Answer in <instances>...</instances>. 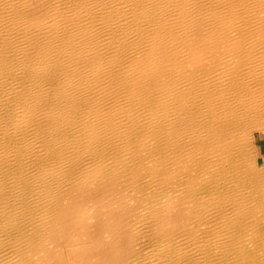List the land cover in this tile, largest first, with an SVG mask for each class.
<instances>
[{"label":"bare ground","instance_id":"obj_1","mask_svg":"<svg viewBox=\"0 0 264 264\" xmlns=\"http://www.w3.org/2000/svg\"><path fill=\"white\" fill-rule=\"evenodd\" d=\"M246 1L237 4L261 8ZM173 3L0 0V264H264V163L256 144L264 134V74L234 80L228 93L209 92L208 82L207 95L174 120L180 125L188 115L186 140L177 142L172 101L180 106L183 95L172 100ZM216 11L208 15L214 21ZM185 148H195L186 152L190 161L206 164L203 178L217 179L206 193L230 217L209 230L225 239L172 241V156ZM234 169L244 172L233 179L245 175L227 192L222 180ZM191 250L202 255L184 254Z\"/></svg>","mask_w":264,"mask_h":264},{"label":"rangeland","instance_id":"obj_2","mask_svg":"<svg viewBox=\"0 0 264 264\" xmlns=\"http://www.w3.org/2000/svg\"><path fill=\"white\" fill-rule=\"evenodd\" d=\"M174 3H173V8H176V10H178L175 15L178 16V19L177 21L172 18V100L173 98H177V95H178V92L180 93V95L182 96V101H179L181 102L182 104L180 106H178L177 104V101L175 102L174 100L172 101V109H175V110H172V138L175 137L174 134H178L176 135V140L177 142L179 141H184L186 140L185 136V132L187 133V130H188V125H184L185 122H187L186 120L188 119V115L186 116L187 119L184 120V122L181 125V131L179 132L180 129H178V127L180 125L178 124H175L174 120L178 118L179 116V112L180 111H184L185 109L184 108H188V106H195V104L197 103L196 101L199 100V98L202 96H204L206 93H203V92H207V89L209 87V85L211 86L210 88V91L209 92H212L215 91L216 93V89H218L219 91L217 92H224L226 93L227 91V88L229 87V85L231 86L234 85L233 81L234 80H239V83L243 82L245 79H248V77H256V76H259L258 73L260 75H262V73L264 74V0H257V3L258 5H260L261 8H258V7H254L253 4H247V5H243L242 4H237L239 2V0H234V1H231V0H221V2H219L220 0H208L210 2H208L207 0H198V1H195V0H192L190 2V0H172ZM212 1V2H211ZM224 1V2H223ZM226 1V2H225ZM231 1V2H230ZM246 1V0H245ZM251 0H247L246 2H250ZM205 2V3H203ZM208 2V4H207ZM228 2V3H227ZM234 2V3H233ZM178 3V4H176ZM182 3H186V4H189L190 6L188 5H185V4H182ZM191 3V4H190ZM211 5H210V4ZM214 3V4H213ZM217 3L218 5L216 6ZM237 5H236V4ZM182 4V5H181ZM204 4H206V6H204ZM223 4V5H222ZM232 7H231V5ZM235 4V6H233ZM181 5V6H179ZM197 5V6H196ZM202 5V6H201ZM210 5V6H209ZM213 5V7H211ZM215 5V6H214ZM221 7H220V6ZM252 5V6H251ZM186 6L193 9L191 11V9L189 10L186 9ZM193 6V8H192ZM199 6V7H198ZM205 9L208 8V10H205ZM209 6V7H208ZM225 6V7H224ZM229 6V8H228ZM247 6H250L248 7L247 9ZM185 10H184V8ZM195 7V9H194ZM211 7V8H210ZM216 7V8H215ZM220 7V8H219ZM231 7V8H230ZM241 9H240V8ZM246 7V9H245ZM254 7V8H253ZM178 8V9H177ZM183 8V9H182ZM198 8V9H197ZM204 10H203V9ZM217 9L216 13H218L216 16L217 18L219 17V20L217 21H214V14H213V10ZM219 8V9H218ZM224 8V9H223ZM236 11H235V9ZM181 9V11H180ZM200 9V10H199ZM213 9V10H212ZM221 9V10H220ZM228 9V10H227ZM233 11H231V10ZM196 10V11H195ZM242 10V11H241ZM195 11V12H194ZM228 11V12H227ZM232 15H231V13ZM242 13H241V12ZM245 11V12H244ZM251 11V12H250ZM256 11V12H255ZM198 12V13H197ZM236 12V13H235ZM190 13V14H189ZM192 13V14H191ZM195 13V15H194ZM197 13V14H196ZM204 13V15H202ZM228 15L229 13V16H227L226 14ZM250 13V14H249ZM180 14V16H179ZM183 14H186L185 16ZM201 14V15H200ZM210 14V15H209ZM249 14V15H248ZM182 15V16H181ZM190 15V16H188ZM197 15V16H196ZM207 17H206V16ZM212 15V17H209V16ZM231 15V16H230ZM237 15V16H236ZM200 16V17H199ZM241 16V17H240ZM251 16V17H249ZM191 20H189V18ZM194 19H193V18ZM205 17V18H203ZM225 21H223V18ZM231 18V20L228 19ZM240 17V18H238ZM247 17V18H246ZM249 17V18H248ZM181 18V19H180ZM183 18H185V20H183ZM188 18V19H187ZM211 19L209 21V19ZM234 18V22H235V25H234V22H233V19ZM236 18V19H235ZM242 18V19H241ZM193 19V20H192ZM202 19V21L200 20ZM240 19V20H238ZM252 19V20H250ZM182 20V21H181ZM200 20V21H199ZM205 20V21H204ZM208 22H207V21ZM196 21V22H195ZM220 21V22H218ZM227 21V22H226ZM177 22V24H176ZM183 22V23H180ZM191 22V23H189ZM199 22V23H198ZM201 22V23H200ZM205 22V23H204ZM211 22V23H210ZM221 22L224 24H221ZM229 22V25L227 24ZM174 23V24H173ZM189 23V24H187ZM193 23H195L196 25H194ZM207 23V24H206ZM209 23V24H208ZM214 23V24H212ZM238 23V24H237ZM190 24H193L194 26L191 25V28H190ZM199 24V25H198ZM201 24V25H200ZM212 24V25H210ZM216 24V25H215ZM176 25V27H174ZM180 27H178V26ZM181 25V26H180ZM184 25V26H183ZM203 25V26H202ZM204 25H206L207 27H205ZM209 25V26H208ZM221 25V26H219ZM237 25V26H236ZM183 26V27H182ZM189 26V27H188ZM196 26V28H195ZM200 26V29L199 27ZM225 26V27H224ZM230 28H228V27ZM232 26L234 29H232ZM241 26V27H240ZM250 26L252 28H250ZM174 27V28H173ZM186 27V28H185ZM207 29H205V28ZM214 27V28H213ZM237 27V28H236ZM183 28L184 31L186 30V32L183 31ZM197 30H195V29ZM216 28V29H215ZM222 28V29H221ZM240 28V29H238ZM246 32H245V29ZM194 29V30H193ZM202 29V30H201ZM224 29V30H223ZM255 29V30H254ZM176 30V31H175ZM188 30V31H187ZM191 30V31H189ZM206 30V31H205ZM211 30V31H210ZM252 30V31H251ZM175 31V32H174ZM179 31V32H178ZM183 31V32H182ZM202 31V32H201ZM209 31V32H208ZM229 31V32H228ZM174 32V33H173ZM178 34H177V33ZM190 32V33H189ZM208 32V33H207ZM210 32H215L214 35L212 36H215V37H212L210 36ZM203 33V34H202ZM227 33V34H226ZM229 33H232L229 35ZM176 36H175V35ZM184 34V35H183ZM186 34V35H185ZM190 34V35H189ZM205 34V35H204ZM178 35H182L181 37ZM174 36V37H173ZM191 36V37H190ZM239 36L241 38H239ZM176 37V38H175ZM248 37V38H247ZM200 38V39H199ZM254 38V39H253ZM252 39V40H251ZM260 39V41H259ZM262 39V40H261ZM232 40V41H231ZM250 40V41H249ZM257 40V41H255ZM228 41H231V42H228ZM248 41V42H247ZM255 41V42H253ZM262 41V43H261ZM174 42V43H173ZM182 42V43H181ZM246 42V43H245ZM261 44H260V43ZM197 43V44H196ZM257 43V44H256ZM179 44V45H178ZM182 44V45H181ZM249 44V45H248ZM256 44V45H255ZM176 45V46H175ZM201 45V47H200ZM247 45V46H246ZM259 45V46H258ZM261 45V46H260ZM252 46V47H251ZM255 46V47H254ZM258 46V47H257ZM188 47V48H187ZM243 47V48H242ZM248 47V49L246 48ZM197 48V49H196ZM242 48V49H241ZM185 49V50H183ZM240 49V50H239ZM183 50V51H181ZM186 52V53H185ZM235 52V54H234ZM241 52V53H240ZM246 55H243V53ZM258 52V53H257ZM260 52V53H259ZM182 53V55H181ZM184 53V54H183ZM240 55H239V54ZM250 53V54H248ZM253 55H252V54ZM256 53L258 56H256ZM178 54V55H177ZM196 54H199L202 56H204L205 58L207 57V61H203V64H201L199 61L197 62L194 57H196ZM228 54V55H227ZM248 54V55H247ZM184 55V56H183ZM186 55V56H185ZM188 55V56H187ZM232 55V56H231ZM234 55V56H233ZM242 55V56H241ZM191 56V57H190ZM224 56V57H223ZM230 58H227L229 57ZM245 58H244V57ZM253 56V57H252ZM255 56V57H254ZM193 57V58H192ZM252 57V58H251ZM261 57V58H259ZM263 57V58H262ZM182 58V60H181ZM201 58V57H200ZM240 58V59H239ZM251 58V59H250ZM253 58H255L254 61ZM211 59V60H210ZM214 60V62H212V60ZM224 59V60H222ZM227 59V60H226ZM241 59H244L241 62ZM261 59V60H260ZM195 60V61H193ZM221 61V62H218V61ZM232 60V61H231ZM246 60V61H245ZM253 60V61H252ZM218 63H217V62ZM248 61V62H247ZM262 62L261 64H263L262 66H258V62ZM176 62V64H175ZM229 62V63H228ZM231 62V64H230ZM255 63V64H250L249 63ZM223 63V64H221ZM245 63V64H244ZM247 63V65H246ZM178 64H184L182 65V67H179ZM212 64V65H211ZM239 64V65H237ZM257 64V65H256ZM174 65L176 67H174ZM249 65V66H248ZM187 68H186V67ZM222 66V68H221ZM230 66V70H229V67ZM233 68H232V67ZM248 66V67H246ZM252 68H251V67ZM235 67V68H234ZM262 67V68H261ZM174 68V69H173ZM183 68V69H182ZM220 68L221 70H224V71H220ZM224 68V69H223ZM227 68V70H226ZM251 68V69H250ZM254 68V69H253ZM259 68V70H258ZM240 69V70H239ZM248 69V70H247ZM263 69V70H262ZM201 70V71H200ZM205 70V72L203 73L202 71ZM219 70V71H218ZM251 70V71H250ZM256 70V71H255ZM175 71V72H174ZM178 71V73H176ZM182 71V72H181ZM217 71V73H216ZM228 71V72H227ZM233 71V72H232ZM245 71V72H244ZM249 71V72H248ZM258 71V72H257ZM261 71V72H260ZM234 75H232V73ZM256 72V73H255ZM176 73V74H175ZM214 73V74H213ZM244 73V74H243ZM247 73V74H246ZM255 73V74H254ZM175 74V75H174ZM185 74V75H184ZM222 74V75H221ZM224 74H226V76H224ZM241 74H242V78H241ZM183 75V77H182ZM190 75V76H189ZM199 75L201 78H204L203 81L201 78H199ZM207 75V76H206ZM230 75V76H229ZM256 75V76H255ZM179 76V77H178ZM193 76V78H192ZM218 76V77H217ZM236 76V77H235ZM245 76V77H244ZM191 77V78H190ZM194 77H197L198 79L194 78ZM212 77H213V80L215 82H212ZM220 77V78H219ZM225 77V78H224ZM187 78V79H186ZM233 78V79H232ZM244 78V79H243ZM176 79V80H175ZM206 79V80H205ZM209 79V80H208ZM217 79V80H216ZM242 79V80H241ZM250 79V78H249ZM188 82H187V81ZM192 80V81H191ZM200 80V81H199ZM224 82H223V81ZM197 81V84L195 83ZM206 81V82H205ZM211 81V82H210ZM217 81H220L218 84ZM222 81V82H221ZM226 81V82H225ZM228 81V82H227ZM232 81V82H231ZM190 82V83H189ZM203 82V83H202ZM209 82V83H208ZM195 83V85H194ZM201 83V84H200ZM205 83V84H204ZM209 85H208V84ZM212 83V84H210ZM224 83V84H223ZM231 83V84H230ZM190 84V85H189ZM216 84H218L216 86ZM224 86H222V85ZM227 84V87L225 86ZM203 86V88H205V90H202V87H199V86ZM176 86V87H175ZM187 86V87H186ZM189 86V87H188ZM192 86V87H191ZM197 86V88L195 87ZM183 87V88H182ZM180 88V90H179ZM192 88V89H191ZM194 88V89H193ZM196 88V89H195ZM199 88V90H197ZM181 89L183 90L181 92ZM189 89V91H188ZM201 90V91H200ZM235 90V89H234ZM176 91V92H175ZM186 93H185V92ZM191 91V93H190ZM189 92V94H187ZM198 92V93H197ZM199 92H201V94H199ZM197 93V94H195ZM208 93V92H207ZM228 93V92H227ZM176 94V96L174 97L173 95ZM186 94V95H184ZM191 94V95H190ZM207 95V94H206ZM205 95V96H206ZM198 96V97H196ZM204 96V97H205ZM232 97L234 95H231ZM231 97V98H232ZM188 98H191V99H188ZM178 99V100H180ZM188 99V100H186ZM189 101V102H188ZM191 102V103H190ZM188 103V104H187ZM174 104V105H173ZM177 104V105H176ZM190 104V105H189ZM182 107V108H181ZM178 125V126H177ZM177 126V127H175ZM174 127V129H173ZM183 127V128H182ZM186 127V128H185ZM186 129V130H185ZM175 130V131H174ZM181 135V136H180ZM178 137V138H177ZM177 144V143H176ZM257 144V147H258V153H259V157H260V163H264V134L260 135V139L257 140L256 142ZM240 146H238L239 148V152H242L244 150L243 146L246 145L247 146V143L242 141L240 144ZM173 146V144H172ZM195 149V148H194ZM193 149V150H194ZM192 149H188L185 148V149H181L179 151L181 152H177L176 154H174L172 152V170L175 169V171H172V241L176 240V243H183V244H186L185 247H189V244H194L193 242L195 241H198L199 242H202V241H209V240H212V241H215V240H219L220 238L221 239H225V237H220L217 235L216 237L212 234H214L216 231H219V229L223 228V222L221 219L222 217L225 215L226 218L230 217L227 215V213H222L221 211L218 210V208H216L215 206V203L214 205L212 204V201H209L210 200V197L212 194H207L208 193V187L209 186H212L214 184H216V180L217 179H214L213 176L211 178H209V175L206 177V178H203L206 176L205 173H202L203 170V167L206 165L204 163H202V161L199 159L196 161V163H193V160L195 159H192L190 161V158L191 157H194V156H191V157H188L186 155L190 154ZM195 153L196 152H201V148L197 147L195 149V151H193ZM201 150V151H200ZM183 151V153H182ZM188 154H187V153ZM237 154L238 151H236ZM248 154V150L246 151ZM245 152V153H246ZM180 153H182L181 156H179L178 158H176V156L180 155ZM184 154V155H183ZM175 156V160L173 157ZM249 156L251 157L250 161L247 160V164L249 163H252L253 162V158H254V155L253 154H249ZM186 158H189V161L188 159H185ZM197 157V156H196ZM182 158V160H181ZM185 159V161H184ZM174 160V161H173ZM181 160V161H180ZM252 161V162H251ZM201 162V163H200ZM181 163V165H180ZM179 164V165H178ZM183 165V167H181ZM186 164V165H185ZM188 164V165H187ZM190 164H193V166H191ZM195 164L196 167H195ZM202 164V165H201ZM175 166V167H174ZM202 168H201V167ZM177 167V168H176ZM185 167H188L190 168V172L189 174L190 175H187L184 168ZM191 167H195V168H191ZM198 167V168H197ZM214 171L216 172V169L213 168ZM179 170H182L181 172ZM184 170V171H183ZM241 169H234V170H231L230 172H228L230 175H227V173L225 174V178H227L226 180H222L223 181V187L228 185V184H232L234 183L235 181L238 182V178L242 176V178L240 179H243V175L245 174H237L236 175V179L234 178L233 179V175L236 173V172H244L243 170ZM236 171V172H235ZM174 172V173H173ZM185 172V174L183 173ZM182 173V174H181ZM194 173V174H193ZM200 173H202L200 175ZM250 173H254V171H250ZM177 175V176H176ZM184 175L187 177H184ZM181 176V177H179ZM198 176V177H197ZM202 177V178H201ZM178 178V179H177ZM181 178V179H180ZM185 178V179H183ZM189 178V179H188ZM198 178V179H197ZM213 178V180H212ZM176 179V180H175ZM191 179V180H190ZM197 179V181H196ZM200 179V181H199ZM210 179V180H209ZM179 180V181H178ZM189 180V181H188ZM193 180V181H192ZM208 180V181H207ZM232 182H231V181ZM186 181V182H185ZM192 181V182H191ZM199 181V182H198ZM202 181V182H201ZM209 185V183H211ZM230 182V183H227V182ZM263 181V180H261ZM260 181V182H261ZM175 182V183H174ZM205 182V183H204ZM208 182V183H207ZM184 185H183V184ZM204 183V184H203ZM178 184V185H177ZM180 184H182L183 186H179ZM193 184V185H192ZM199 184V185H198ZM203 184V185H202ZM227 184V185H226ZM187 185V186H186ZM263 185V183H262ZM175 186V187H174ZM179 186V187H178ZM186 186V188H185ZM193 186V188H192ZM199 186V187H197ZM205 186L206 189H203ZM178 187V188H177ZM184 190V191H181V189ZM230 188V186H229ZM228 188V190H229ZM176 192H175V190ZM192 189V190H191ZM195 189H199L198 190H195ZM180 190V191H179ZM189 191V192H188ZM226 191H227V188H226ZM182 192L185 194H182ZM207 192V193H206ZM229 192V191H227ZM178 193V194H177ZM181 193V194H180ZM191 193V194H190ZM195 193V194H193ZM243 193V192H242ZM189 195V196H188ZM201 195V197H199ZM205 195V196H204ZM193 196V198H191ZM244 196V197H243ZM189 197V198H188ZM197 199H196V198ZM241 196L238 195L237 196V199H239ZM242 198H246L245 194L243 195L242 194ZM182 199V200H181ZM189 199V201H188ZM174 200V201H173ZM192 200V201H191ZM208 200V201H207ZM197 203H194L196 202ZM180 202V203H179ZM188 202V203H186ZM210 202V203H209ZM178 204V205H177ZM198 204V205H197ZM202 204V205H201ZM213 205V206H212ZM206 206V207H205ZM197 207V208H196ZM209 207V208H208ZM179 208V209H178ZM216 209L214 210V209ZM200 209V210H198ZM213 209V210H212ZM178 210V211H177ZM196 210H198L196 212ZM201 211V213H200ZM193 213V214H192ZM195 213V214H194ZM213 213H214V216H213ZM210 214V215H209ZM193 215V216H192ZM201 215V216H200ZM207 215V216H206ZM222 216V217H221ZM263 217V216H262ZM259 220V222H261L260 224H263L264 225V217ZM213 218V219H212ZM198 219V220H197ZM216 219V221H215ZM193 220V221H192ZM219 220V221H218ZM190 221V222H189ZM202 223V224H201ZM214 223V225L212 224ZM221 223V224H220ZM197 224V226H196ZM219 225V226H218ZM262 225V226H263ZM194 226V227H193ZM200 226V227H199ZM213 227V228H211ZM192 228V229H191ZM209 228L211 229V231L213 232H210ZM219 228V229H217ZM208 230V231H207ZM190 231H192L190 233ZM195 231V232H194ZM193 233V234H192ZM196 234V235H195ZM177 235V236H176ZM188 235H190L188 237ZM212 235V236H211ZM179 236V238H178ZM181 236V237H180ZM198 236V237H197ZM211 236V237H209ZM209 237V238H208ZM263 236H259L257 237V239H263L262 238ZM189 238V239H188ZM192 238V240H191ZM213 238V239H212ZM216 238V239H215ZM183 239V240H182ZM175 242V241H174ZM194 248H196V246L194 245L193 246ZM192 251V250H191ZM187 251V253H184L185 255H194V256H201L202 254L198 251ZM208 254H205V255H210V256H216V253L214 252H207Z\"/></svg>","mask_w":264,"mask_h":264}]
</instances>
